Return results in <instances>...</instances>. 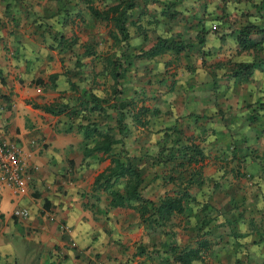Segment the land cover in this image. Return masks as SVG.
Returning <instances> with one entry per match:
<instances>
[{"label": "crops", "instance_id": "obj_1", "mask_svg": "<svg viewBox=\"0 0 264 264\" xmlns=\"http://www.w3.org/2000/svg\"><path fill=\"white\" fill-rule=\"evenodd\" d=\"M56 9L53 0H0V125H5L9 139L21 141L24 150L32 152L30 159L36 166L23 194L13 196L7 189L0 192V264H56L53 258L57 255L63 259L60 264H164L167 254L161 250L163 242L172 240V245L179 248H195L200 239L208 241V248L202 252L201 260L192 264H264V180L262 174L256 173L253 167L256 163L251 160L248 149L232 150L231 142L226 140L222 147L209 146L207 137L215 133L208 132V122L216 119L218 110L225 111L229 106L221 101L217 104L214 96L204 95L214 91L208 83L209 74L201 68H198L201 72L193 73L201 75L199 78L176 82L174 90L167 95L173 99L163 105L161 115L165 118L162 121L165 127L174 125L179 120L177 117L181 118V123L191 117L194 124L195 119L201 117L197 127L200 123L207 125L199 127L205 130V139L201 140L197 129L184 137L201 148L203 158L195 163L178 158L183 167L170 171L175 161L156 164L153 162L156 150L148 143L130 148V156L137 154L140 163L147 168L143 172L151 171L142 181L140 192L144 197L156 203L165 195L179 194L181 187L187 186L190 197L195 200L193 210L171 215L164 226H151L140 222L131 208L109 207L108 197L101 190L92 191L93 177L109 160L103 159L101 153L83 156L87 141L77 127L82 123L78 122L80 119L53 115L33 106L55 103L59 84L64 80L61 71L43 69L49 58H56L60 66L61 55L56 54L57 51L52 55V51L47 50L46 37L40 36L37 26L32 24L33 17L53 15ZM11 19L17 27L7 35ZM212 39L211 31L207 32L205 48L218 45ZM52 43L55 47L56 43ZM207 58L209 65L215 57ZM41 63L44 64L41 66ZM82 72L78 73L79 77L87 75L86 70ZM50 73H58L55 85L46 81ZM37 81L51 88L50 96L37 94L40 90L34 88ZM84 82L87 78L76 84L82 87ZM61 88L67 94L72 93L67 83ZM220 107L223 109H218ZM167 109L168 112H164ZM175 109L179 116L171 113ZM109 120L114 123L111 110ZM162 132L157 139L162 138ZM129 136L139 140L144 134L132 132ZM137 146L143 147L136 149ZM156 169L161 170L159 175ZM88 170L96 171L90 181L84 174ZM196 170L200 171L199 176L195 175ZM203 170L210 174L204 175ZM250 173L252 179L247 178ZM168 175L175 178L169 181ZM194 177H199L203 183L197 186ZM205 200L210 201L215 210L209 212L212 219L201 234L196 227L203 214L197 203ZM14 207L27 209V217L12 215ZM49 214L69 225V232L61 234L56 221L47 220ZM180 231L182 236L178 237ZM138 245L144 248L141 254L137 252ZM159 247V255L151 253V249Z\"/></svg>", "mask_w": 264, "mask_h": 264}, {"label": "rangeland", "instance_id": "obj_2", "mask_svg": "<svg viewBox=\"0 0 264 264\" xmlns=\"http://www.w3.org/2000/svg\"><path fill=\"white\" fill-rule=\"evenodd\" d=\"M53 1L56 2L57 8L60 7V11L56 9L53 15L32 18V24L36 26L38 25L37 21L43 23L42 29L37 26V30L39 32L41 31L39 34L40 36L46 37L47 50L52 51L50 52L52 55H56L57 53L61 55L59 58L61 67L56 58L52 60L49 58L45 63L46 67L43 68L46 72L61 71L60 74L64 76L63 82L59 84V96L53 101H56L55 103H59L60 101L67 102L68 106L72 104L75 105L77 101L75 98L80 101L84 94L91 92L103 98L104 101H107V104L113 102L112 80L111 78L109 79L108 64L104 59L106 57L112 58L111 56L113 53H122L123 46L121 45L118 47L113 44L114 42L110 37L111 23L99 21L91 17L87 12L85 4L82 2L77 3L76 0ZM115 1L116 0H91L89 3L98 9H103L108 3ZM166 1L168 0H160V2L149 0L143 6V8H145L144 13L142 12L143 9L139 10L141 12H136V10L133 12L134 15L130 17V23H127L128 31L133 33L130 35L131 37L129 39V43L132 45V50L130 51L132 55L137 52L138 48L144 49L149 45V37L153 39L157 33L163 35V33L169 34L168 31H172L171 28L166 31L165 23L155 25V23L152 22L153 19L158 18V14L163 10L162 5L167 3ZM59 2H65L66 6H60ZM262 7H264V0H196L193 4L190 3L189 0H180L176 4L174 8L180 11L179 16L175 19H179V24L183 22L185 18L189 19L192 16L194 20L200 19L206 21L203 23L205 32L203 29L199 31L200 24L199 26L196 24L191 25V22L186 21L183 28L175 29L170 32L172 36L180 35L183 41L190 44L184 53H180L177 56L167 54V56L161 57L162 59L157 63L151 60L132 61V63H134L131 65L132 69L129 70L128 68V73L122 80L120 88L118 86V90L120 89V91H122L121 94L132 102V104L128 106L130 109H133L132 112L141 111L140 107L146 108L148 111H144V114L141 115L140 119L146 121L143 125L136 122L132 123L129 117L125 120L128 127L127 131L129 132L128 136L125 138L124 147L128 149L138 144L148 143L150 148H155V150L159 149L160 145H158V142H161V140L157 139L160 137L159 132L166 130L165 125L162 124L165 118L161 115V108L163 109V105H166L168 101L173 99L167 97V95H170L174 90V88L169 89L170 86H172L171 82L177 81V84H179L180 82H186L187 78H199L201 75L192 74L194 69L203 68V62L205 60L200 59L199 55L209 54V56H211L216 53L217 55L213 58L214 61L211 60L209 63V67L213 68L211 64L213 61L215 67L213 68V72L210 73V78L208 80L209 84H214V93L205 92L204 95L209 94L210 97L214 96L217 104L224 102L229 107H225V111L217 113L218 115L212 123L208 122V132H212V134L215 133V135H209L207 137V142L210 143V147L216 148L222 147L223 141H227L231 138V146L236 142L238 146L242 144L245 150L248 149V147H255L259 151H264V42L261 41L252 49L239 51L233 38L235 31L247 21L264 27L263 19L257 14L258 10L260 13L263 11V9H261ZM207 10L212 12L211 19L202 18ZM194 11L197 14L196 17L193 16ZM57 14H59V17H57ZM50 18H52V21H48ZM60 19L62 20L60 21ZM159 19L164 20V18ZM159 19L158 21H160ZM11 21L12 22H8L7 25V35H11V32L17 27V23H14L15 20L11 19ZM179 24L176 26H179ZM138 26L144 29V36H146L147 41H143V35H141V31L137 29ZM206 28L210 29L213 36L211 41L216 40V43H218V45H215L216 47L213 46L214 48L211 49L209 47L205 48V43L200 45L197 41L201 38L205 42V35L209 32ZM34 33L38 32L34 30ZM28 34L31 35V32ZM260 35L261 34H253L251 37L255 42H259ZM53 36L63 39L65 42V44L62 45L63 51L58 52L59 46H57V40L52 38ZM219 36L225 38L221 39L223 42L220 44L218 41ZM52 42L56 43L55 47H53L54 43ZM87 47H90L88 52L85 50ZM54 51H57L56 54ZM41 59H43V57ZM196 62H198L197 66ZM154 63H156V65ZM207 63L205 65H207ZM237 63H253L252 73L249 76L241 77L237 80L230 78L229 73L231 68ZM42 64L44 63H41V66ZM43 69L41 68V73L45 72ZM82 70H86L87 75L85 76L83 74L82 77H79L78 73L79 71L83 73ZM164 72L167 73L164 74ZM148 74H150V76ZM158 75L161 77H158ZM165 76L167 77L166 79L163 78ZM85 78H87V82H84L82 87L76 84V81L80 79L85 80ZM69 81H71L72 86L69 84ZM66 83L69 84L72 93L67 94L65 89L61 88L64 87ZM34 88L40 89L37 94L43 93V95H51V88L45 83L44 85L36 84ZM177 100L180 99L178 98ZM80 106L81 105H76L77 109H79ZM153 109L157 110V114ZM218 109L223 108L220 107ZM243 109H246L248 117L245 122L243 121L244 124L240 128L234 129L235 126H237L236 116L243 112ZM106 112L108 114L105 112L89 113L88 118L80 117L83 115L82 112L77 116H71V118L80 119L78 122H82V124L86 122V119L96 120L97 122H102L99 124L101 128L114 129V127L111 126L113 122L109 120L110 110L107 109ZM164 112H168V109L164 110ZM227 112L231 114L229 115ZM171 113H174L175 116L180 115L178 109H175ZM251 114H255L254 119H251ZM206 116V118H210L209 115ZM177 118L179 120H176L174 125L177 127L179 126L178 128L182 134V137L179 138L183 139L185 134L200 129L197 127L198 118L195 119V124L191 122L193 121L191 117L183 123H181L180 117ZM1 126L5 125L2 124ZM204 126L207 125L204 123L201 127ZM5 130L6 129H4V131ZM234 130H237L235 134ZM176 131L179 132L177 129ZM132 132L135 134L143 133L144 136L137 140L135 136H129ZM5 134H7L6 131ZM233 134L234 136H232ZM186 141L187 140H184L180 143L185 144L189 142ZM142 147L143 146H137L136 149ZM186 170L187 168L183 170V172ZM95 172V170H88L84 173L87 175V181L92 179ZM150 172H143L141 175L146 178V175L149 176ZM155 172L156 174H160L161 170L156 169ZM202 173L204 175L210 174V172L206 170H203ZM209 185L211 184L208 183V186ZM169 187H171V185H169ZM162 234L165 235L164 233ZM180 236H182L181 231L178 234V237ZM161 250H164V248L161 247ZM159 251L160 247L158 249H151V253H158V255Z\"/></svg>", "mask_w": 264, "mask_h": 264}, {"label": "trees", "instance_id": "obj_3", "mask_svg": "<svg viewBox=\"0 0 264 264\" xmlns=\"http://www.w3.org/2000/svg\"><path fill=\"white\" fill-rule=\"evenodd\" d=\"M90 1L91 0H76L77 3L82 2L85 4L88 14L94 19L111 23L112 27L110 30V37L114 42L113 44L118 47L121 45L123 46V49L121 48L122 53H113L111 56L112 58L106 57L104 59L108 64V72L112 80V92L114 95L113 102L107 104V101H104L103 98L97 96L95 93L88 92L81 97L80 101L75 98V100H77L75 105L72 104L68 106L67 102H62L53 103L52 105L34 104L33 106L53 115L64 114L67 116H77L78 114H81L83 112V115L80 116L83 118H88L89 113H106V110L110 109L114 114V123L113 125H111L112 127H114V129H103L99 125L102 122H97L96 120L92 119H86V122L84 124L79 123L77 125L78 129L82 133L83 140L87 141V146L85 145L83 149V156L85 157L91 154L101 153L103 159L107 158L109 160V164L93 177L91 186L92 191L98 193V191L101 190L102 193H105V196L108 197L107 204L109 207L131 208L137 213V217L140 222L146 223L151 226H159L160 224L164 226L166 222H168L171 215H179L186 209L187 212H191L193 210V202L195 200L194 198L190 197L187 186L181 187L179 194L174 196L165 195L156 203L141 194L140 190L142 187V181L144 179L141 173H143L145 167L144 164L140 163V159L138 158L137 154H132V156H130V148L127 149L126 147H124V141L129 132L127 131L128 127L127 123H125V120L129 117L132 123L136 122L143 125L146 121H143L140 118L141 115L144 114V111L146 112L148 110L146 108L140 107L142 112H132L133 109H130V107H128L130 104H132V102L130 101V99H127V97L121 94L122 91H120V89L118 90V86L120 88V86L122 85V80L127 75L128 68L129 70L132 69L131 65L134 64L132 63V61L151 60L152 62L157 63L163 58V56H167V54L177 56L180 53H184L185 50L188 49L190 44L183 41L180 35L172 36V33L170 32L175 29L183 28L186 21L191 22V25L196 24L197 26H199L200 24L199 31H201V29H203L204 31L205 27L203 26V23H205L206 21L200 19L194 20L191 16L189 19L185 18L184 21L179 24V19L175 18L179 16L180 10L177 11L174 7L180 0H168L166 1L167 3H164L162 5L163 10H161L158 14V18L153 19L152 22L155 23V25L165 23L166 31L169 30V28H171L172 31H168L169 34L163 33V35L157 33L153 39L149 37V45L144 49L138 48L137 52L132 55L130 52L132 50V45L129 43V39L131 37L130 35L133 33L128 31L127 23H130V17L134 15L133 12H135V10L136 12H141L139 10L143 9L142 12H145V8H143V6L149 0H116L115 2L108 3L107 6H105L103 9L96 8L89 3ZM153 1L160 2V0ZM189 1L193 4L196 0ZM59 4L60 6H66L65 2H59ZM57 9L60 11V7ZM261 9H263V11L260 13V11L258 10L257 14H259V16H261L264 21V7H262ZM193 16H197L195 11L193 12ZM57 17H59V14H57ZM211 17L212 12L207 10V12L203 14L202 18L211 19ZM159 18H164V20ZM158 19L160 21H158ZM61 20L62 19H60V21ZM37 24V26L42 29L43 23H41V21H37ZM136 24L139 25L138 23ZM178 24L179 26H176ZM208 28H206V30L210 31V29ZM137 29L141 31V35H143V41H147L146 36H144V29L141 26H138ZM253 34H261L259 42H255L254 39H252L251 35ZM52 38L54 40H57L56 43L57 46H59L58 52L63 51L64 49L62 45L65 44L63 39H61V37L55 38V36H53ZM233 38L237 44V48L239 51L252 49L261 41L264 42V27H260L258 24L247 21L240 28H238L237 31H235ZM221 39L225 38L219 36V44L223 42ZM197 41L200 43V45H203L204 43V40L201 38H199ZM88 49H90V47H87L85 49L86 52H88ZM214 55H216V53H214L210 57H215ZM199 56L200 59L205 60L203 62V68L201 69H203L205 72H207V74L210 75V73L213 72V68L215 67V65L212 62L211 64L213 68H209L208 70L206 69L207 67H209L208 64L205 65L207 63L206 61L208 60L207 56H209V54H200ZM156 63L154 64L156 65ZM252 69L253 63H237L231 68L229 77L237 80L241 77L249 76L252 73ZM197 72H199L198 68L194 69L193 73ZM57 75L58 73H50L47 76V79L51 82L52 85H55V79L57 78ZM163 78L166 79L167 77L165 76ZM188 79L190 78H187V80ZM176 82L177 81H172V86H170L169 89L173 88ZM201 83L204 82L201 81ZM36 84L42 85V81H37ZM69 84L72 86L71 81H69ZM210 86H212L213 89L214 84L210 83ZM76 105H81L82 108L80 106V108L77 109ZM153 111L157 114L156 109H153ZM242 111L243 112L236 116L237 126H235L234 129L240 128L248 117L246 109H243ZM217 113H220V111L218 110ZM254 118L255 114H251V119ZM201 126L202 124L200 123L198 127ZM165 129L166 130H163L162 132V138L158 139L161 140V142H158V145H160V147L155 151L156 155L154 156L153 162L155 161V163L157 164L162 161L173 160L175 161V164H171V171L175 170L177 167H183V162L179 159L187 158L188 162L192 161L195 163L203 158L204 155L201 151V148L197 144L191 142L188 137L184 138L189 141V144L180 143L181 141H179V139L181 140V138L179 137H182V134L176 125L165 127ZM176 129L179 132H177ZM199 131L201 140H204L205 137L203 136V132H205V130L201 128L199 129ZM236 131L237 130H234V134L236 133ZM234 134L232 136H234ZM168 136H172V138H167ZM230 140L232 139L229 138L227 141L229 142ZM237 148L242 149V144L241 146H238L235 142L230 149L235 150ZM248 150L251 153V160H255L254 163L256 164L253 165V167H255L256 173H258L259 176L262 174L261 178L264 180V151H259L255 147H248ZM98 159H100V156L98 157ZM241 161L243 162L242 159ZM251 173L255 174V172ZM251 173L247 178H253V176H251ZM157 175H159V173H157ZM195 175L199 176L200 171L196 170ZM174 178L175 177L172 175H168L167 177L169 181L173 180ZM193 182L197 186L203 183V181L199 177H194ZM186 202L189 203L185 204ZM197 205L199 206L198 210L203 214L198 226L196 227L197 233H201L203 228L212 219L208 215L209 212L215 209L212 203L206 200L203 203H197ZM170 235H172V233ZM162 245L167 254V256L163 260L164 264H192L194 261L201 260L202 252L208 248V241L206 239H200L197 242V246L195 248H179L176 245H172V240L163 242ZM137 252L140 254L143 253L144 248L141 245H138ZM53 261L56 264H60V261H63V259H61L59 255H57V257L53 258Z\"/></svg>", "mask_w": 264, "mask_h": 264}, {"label": "built area", "instance_id": "obj_4", "mask_svg": "<svg viewBox=\"0 0 264 264\" xmlns=\"http://www.w3.org/2000/svg\"><path fill=\"white\" fill-rule=\"evenodd\" d=\"M0 125V192L7 189L13 196L23 194L28 186L36 166L31 162L30 151H25L21 142L9 139ZM11 214L17 217H27L25 208L14 207ZM49 221H55L54 215L47 216ZM57 230L68 233L70 226L63 222H56Z\"/></svg>", "mask_w": 264, "mask_h": 264}]
</instances>
